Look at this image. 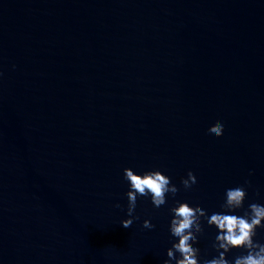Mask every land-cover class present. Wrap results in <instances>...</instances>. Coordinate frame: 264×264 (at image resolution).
<instances>
[{"label":"water","instance_id":"95a60500","mask_svg":"<svg viewBox=\"0 0 264 264\" xmlns=\"http://www.w3.org/2000/svg\"><path fill=\"white\" fill-rule=\"evenodd\" d=\"M0 70V264H163L176 199L264 203V0H0ZM129 166L180 191L124 228Z\"/></svg>","mask_w":264,"mask_h":264},{"label":"clouds","instance_id":"9594fccd","mask_svg":"<svg viewBox=\"0 0 264 264\" xmlns=\"http://www.w3.org/2000/svg\"><path fill=\"white\" fill-rule=\"evenodd\" d=\"M3 75L0 70V78ZM224 132L225 124L219 123L209 130V135L218 138ZM123 179L128 183L127 217L121 220L124 228L131 227L139 219L135 210L140 198H150L153 207L160 208L169 204V194L175 198L180 191V187L172 182V177L160 168L138 171L131 166L125 167ZM181 184L185 191L190 192L199 187V180L189 170L181 179ZM251 186V180H246L244 184L227 188L221 210L211 214L206 208L193 207L186 200L176 199L170 204L172 244L166 251L167 258L163 264H264V240L258 239L260 230L264 229V203L246 204ZM205 223L216 230L211 243L215 255L211 258L203 255L199 246ZM142 227L154 229L156 225L151 219H144ZM234 249L239 250L238 254L230 255Z\"/></svg>","mask_w":264,"mask_h":264}]
</instances>
